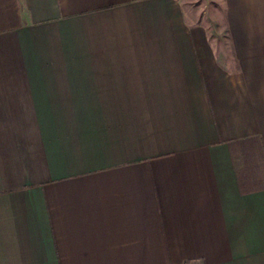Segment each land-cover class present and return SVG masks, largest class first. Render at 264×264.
I'll list each match as a JSON object with an SVG mask.
<instances>
[{
	"label": "crops",
	"instance_id": "crops-1",
	"mask_svg": "<svg viewBox=\"0 0 264 264\" xmlns=\"http://www.w3.org/2000/svg\"><path fill=\"white\" fill-rule=\"evenodd\" d=\"M220 9L0 0V264H264V0Z\"/></svg>",
	"mask_w": 264,
	"mask_h": 264
},
{
	"label": "rangeland",
	"instance_id": "rangeland-1",
	"mask_svg": "<svg viewBox=\"0 0 264 264\" xmlns=\"http://www.w3.org/2000/svg\"><path fill=\"white\" fill-rule=\"evenodd\" d=\"M186 13L188 22L197 23L201 20L209 25L210 34L224 36V28L220 24L223 0H178ZM219 21V24L216 22Z\"/></svg>",
	"mask_w": 264,
	"mask_h": 264
}]
</instances>
